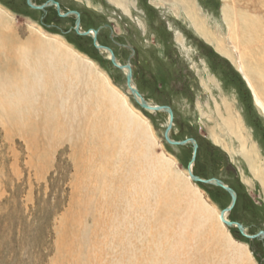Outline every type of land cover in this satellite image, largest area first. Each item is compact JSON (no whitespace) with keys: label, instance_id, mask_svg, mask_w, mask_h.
<instances>
[{"label":"rangeland","instance_id":"374dc122","mask_svg":"<svg viewBox=\"0 0 264 264\" xmlns=\"http://www.w3.org/2000/svg\"><path fill=\"white\" fill-rule=\"evenodd\" d=\"M33 1L38 6L58 2L64 14L78 12L81 27L98 31L97 41L123 66H131L144 100L172 111L171 141L193 140L198 151L192 163V144L167 142L168 113L138 104L125 72L95 48L91 37L75 30V16L62 17L53 6L34 9L28 0H0L6 17L0 22V66L11 57L18 64L0 71L9 80L3 81V113L0 107V264H242L234 257L237 248L250 252L251 264H264V240H251L217 220L231 205V195L189 177L192 167L194 176L229 186L237 195L230 221L250 236L264 232V189L244 157L249 152L264 171V96L258 103L236 67L198 37L179 0H123L131 17L109 0ZM191 1L217 38L228 36L226 9L235 20L243 12L264 25V0ZM8 37L18 45L12 50L5 44ZM38 42L60 45L72 59H59L49 47L41 56ZM247 51L246 59L255 65L261 51L253 59ZM52 69L63 79L56 82L53 102L41 87ZM96 80L104 82L140 129L109 115V125L124 130L115 141L117 148L106 158L94 149L82 158L89 121L95 113L113 110L106 99V107H96ZM133 167L138 186L149 183L153 194L148 201L132 194L128 170ZM146 173L149 179L159 178L147 183ZM158 192L171 194L177 202L175 223L167 229L157 216ZM197 202L213 218L207 211L198 212ZM145 203L152 207L147 212L141 207ZM180 233L189 236L185 248L173 263L166 262L165 252Z\"/></svg>","mask_w":264,"mask_h":264},{"label":"bare ground","instance_id":"6f19581e","mask_svg":"<svg viewBox=\"0 0 264 264\" xmlns=\"http://www.w3.org/2000/svg\"><path fill=\"white\" fill-rule=\"evenodd\" d=\"M110 2H113L115 4H117L121 11L124 13V15L126 16H130L132 15L131 12V8L123 2V0H109ZM177 1V0H175ZM182 3L183 9L185 11V13L188 15L189 20L191 21V24L193 26V29L195 31V33L198 35L199 38H201L206 44L208 45H213L215 51L221 55L222 57L228 59L237 69V71H239L243 78L247 81V83L249 84V86L251 87V89L253 90L255 96H256V100L259 103V98L260 96H264V25L262 24V22L257 19V18H252L250 16H248L246 13L243 12H237L236 15V20L234 19V16L232 15V10L231 9H226L223 12L224 15V20L226 22V24H228V36L226 38H217V36H214L209 29L206 27L204 20L199 16V13L197 12V9L195 7V4L193 3V1L191 0H179ZM32 3V2H31ZM33 6H38L35 2L32 3ZM133 7V6H132ZM62 14L63 11H61ZM6 20V17L4 18ZM2 17V14L0 12V22L5 23V20ZM8 24V22H7ZM2 26V25H1ZM0 26V27H1ZM10 27V26H8ZM4 29V27L2 28ZM8 29V28H6ZM1 31V30H0ZM80 33H85V32H90V37L92 38L95 35V31L96 30H89V31H85L83 29V27L80 26L79 29ZM2 32V31H1ZM4 33V30H3ZM1 34V33H0ZM10 34V33H9ZM261 34V37H260ZM2 35V34H1ZM11 35V34H10ZM9 35V37H11ZM5 36V35H3ZM2 36V37H3ZM8 36V35H7ZM14 36V35H13ZM5 39V44L6 46H8L9 49H13L16 45V43L14 42V40L12 38ZM15 37V36H14ZM1 38V37H0ZM3 39H0V41L3 44ZM17 40V39H16ZM181 41V40H180ZM17 42V41H16ZM182 42V41H181ZM19 43V42H18ZM34 43V42H33ZM1 45V43H0ZM33 45V44H32ZM98 45L100 47H103L99 42ZM18 46V45H16ZM35 46V45H34ZM46 47L49 48H53L55 50V52L57 53L59 59H72L71 56L69 55V53L67 51H65L60 45H54V44H50V46H48V44H44L42 42H38L36 43V52L38 54H41V56L44 54L46 50ZM22 48V47H21ZM104 49L102 50L103 52H105L108 57L111 56V52L110 50H108L107 48L103 47ZM2 49V48H1ZM6 49V48H5ZM35 49V47H34ZM230 49V50H229ZM246 50L250 51V58L253 59L254 56H252V54H256L257 51H261V53H259V60L256 62V64H252L250 61H248L246 59V54L248 55V53H245ZM14 51V50H13ZM247 51V52H248ZM256 51V53H255ZM12 52V51H11ZM20 52V51H19ZM18 52V53H19ZM27 52V51H26ZM25 52V53H26ZM14 53V52H13ZM6 54V53H5ZM21 54V53H20ZM24 55V53H23ZM3 56V55H2ZM20 56V55H19ZM248 56V57H249ZM11 57V56H10ZM14 57V56H13ZM24 57H26L24 55ZM40 57V56H39ZM21 58V57H20ZM27 58V57H26ZM2 59V57L0 58ZM15 59V57H14ZM19 59V58H17ZM24 59V58H23ZM32 59V58H31ZM256 59V58H255ZM254 59V60H255ZM258 59V58H257ZM54 60V59H53ZM6 63L4 62V64H2V67L0 66V71L4 72V70H12L13 68H16L15 65L16 60H13V58H8L6 59ZM117 63L119 65H121L123 67V71L125 72V74L127 75L130 71L128 69V66H123L118 60H116ZM18 63V62H17ZM83 66V65H82ZM42 70L45 68H41ZM86 69V68H85ZM87 71L89 70L90 73H92V68H87ZM46 71V70H44ZM15 72V71H14ZM64 73V72H63ZM10 74V73H8ZM41 75V74H40ZM47 79L45 77V83H43L41 85V87L47 92L48 98L51 100V102L54 101L56 95H57V91L55 90L56 88V82H60L63 81L62 78H60L59 74H55L53 72V69L51 71L47 72ZM3 74L0 75V79L2 80V84L0 81V86L3 87L2 91L5 89L4 83L3 81L5 80L4 78H6V81L8 80V75L7 77H3ZM41 77V76H40ZM65 77V76H64ZM42 78V77H41ZM60 78V80L58 79ZM18 79V78H17ZM67 79V78H66ZM20 80V79H19ZM9 81V80H8ZM16 81V80H15ZM97 81V80H96ZM106 82V81H105ZM9 83V82H8ZM14 83V84H13ZM13 85H15V82L13 81ZM18 83V81H17ZM23 83V82H22ZM61 84V83H60ZM21 85V84H20ZM44 85V86H43ZM22 86V85H21ZM96 86L99 88V90L97 91L98 94V98L96 96V99H94L93 101L95 102V104L97 105L96 107L102 109L103 106L106 107V104L103 105V101L105 102L104 99L108 100L111 103V109L113 110H109L110 113H101L94 115V117L89 121L88 125H87V129H86V139H85V145L83 147V153H82V158L85 157L86 153L91 151V150H96L97 154L100 157H107L109 156V152L117 146L116 145V139L117 137H121L122 136V132H124V130H121V125L120 126H111L108 123V119L107 117L109 115H112L113 117H116L117 119H125L127 120V123H129V125H136L137 128L140 129V125L135 122L134 120H132L129 117V114L125 111V109L123 110L122 107V103H120L118 101V98L113 95V93L109 92V90L107 89V87L105 86L104 82L102 80H98L96 83ZM133 88L137 89L138 91V87L135 86L134 82L132 84ZM110 88V87H109ZM14 89H16V87H14ZM40 90V89H39ZM62 91V90H61ZM64 91V90H63ZM0 92V93H1ZM40 92V91H39ZM46 94V93H45ZM65 94V93H64ZM20 96H22L20 94ZM5 93H1L0 94V107H1V112L3 113L5 111V105H6V99H5ZM142 97V96H141ZM21 99V98H20ZM142 99H144L142 97ZM137 100V99H136ZM19 101V99H18ZM21 101V100H20ZM137 101H141L140 98ZM22 102V101H21ZM87 103V102H86ZM52 104V103H51ZM147 104L155 107L153 104H150L149 102H147ZM86 109V108H85ZM108 110V108H106ZM16 112V111H15ZM97 112V111H96ZM106 112V111H105ZM114 112V113H113ZM153 112V111H152ZM73 114V113H72ZM169 115V114H168ZM173 117V116H172ZM170 118V116H169ZM123 121V120H122ZM84 122V121H83ZM126 122V121H125ZM228 122V121H227ZM116 123V122H115ZM172 123L171 119H169L168 122V126L171 125L172 127ZM119 124V123H118ZM122 124V123H121ZM125 124V123H124ZM116 125V124H115ZM228 125L231 126V121L228 122ZM123 126V124H122ZM124 127V126H123ZM128 127V126H127ZM130 128V127H129ZM123 129V128H122ZM143 129V128H142ZM135 131V130H134ZM140 131V130H139ZM145 129L143 130L144 135H145ZM140 133V132H139ZM138 133V134H139ZM235 133V132H234ZM141 134V133H140ZM139 134V135H140ZM148 134V133H146ZM236 134V133H235ZM136 135V134H135ZM237 135V134H236ZM134 136V135H133ZM142 136V135H141ZM147 136V135H146ZM170 136V134H169ZM145 137V136H144ZM239 139L241 141H243L242 137L239 135L238 136ZM121 139V138H119ZM127 140V139H126ZM138 140V139H137ZM150 140V139H149ZM217 140V139H216ZM116 141V142H115ZM140 141V140H139ZM148 142V141H147ZM173 142V140H172ZM218 142V140H217ZM123 143V142H122ZM146 143V142H145ZM138 144V143H137ZM127 146V145H126ZM138 146V145H137ZM142 147V146H141ZM243 148V147H242ZM153 149V148H152ZM256 151V150H255ZM253 152V151H252ZM143 153V152H142ZM244 153V152H243ZM149 154V153H148ZM147 154V155H148ZM154 154V153H153ZM159 156V155H158ZM137 156H134V158H136ZM157 157V156H156ZM244 157L247 160L249 169L251 171V173L261 182L263 189H264V171L259 170V168L256 166V162L253 160V157H251L250 153H244ZM81 158V159H82ZM108 159V158H107ZM110 159V158H109ZM115 159V158H114ZM148 160V159H147ZM257 160V159H256ZM87 162V161H86ZM153 163V162H152ZM193 165V164H192ZM136 166V165H135ZM153 167V166H152ZM134 168L130 170H128V175H129V179L130 181L134 184V186L132 187L134 190V193L132 192L134 198L137 196H143V198L148 199L150 198V195L153 194L150 190L149 187V181L152 179H149L148 176L150 174L146 173V177L145 179L143 178L144 181H147L148 185H146V183L144 185H140L138 186L137 184V173L136 171H134ZM150 169V168H149ZM192 169V167H191ZM139 171V170H138ZM153 171V170H152ZM151 171V173H152ZM155 172V171H154ZM193 172V171H192ZM143 175V173H142ZM156 175V174H155ZM155 175H153L155 177ZM158 175V173H157ZM159 176V175H158ZM164 177V176H163ZM189 177L191 178V174L189 172ZM159 178V177H156ZM153 178V179H156ZM100 179V178H99ZM152 179V180H153ZM161 179V178H160ZM192 179V178H191ZM159 180V179H158ZM164 179H162L163 181ZM213 180V179H212ZM156 181V180H155ZM160 181V180H159ZM180 181V180H179ZM172 184H176L174 183V181H172ZM181 182V181H180ZM179 182V183H180ZM125 183V181H124ZM152 183V182H151ZM157 183V181H156ZM171 183V182H170ZM178 183V181H177ZM138 186V187H137ZM153 186V185H152ZM158 187V186H157ZM176 188V186H174ZM188 187V186H187ZM160 188V186H159ZM169 188V187H168ZM179 188V186H178ZM186 188V187H185ZM190 188V187H189ZM165 189V188H164ZM169 189H167L168 191ZM176 190V189H175ZM184 191V190H183ZM169 192V191H168ZM189 192V191H188ZM159 193V192H158ZM131 194V196H132ZM157 195V200H159V206H158V213L157 216L160 219V226L163 229H167V227H169L171 225V223H175V199L171 194H165L164 192H160ZM142 199V198H141ZM178 200V199H177ZM193 200V199H192ZM193 203V201H191ZM196 203V202H195ZM199 204V202H197ZM197 205V204H196ZM144 206V207H143ZM139 207V205H138ZM141 207L146 209V212L151 209V205L148 203H145L143 205H141ZM230 207V206H229ZM192 208V207H191ZM198 212L202 211L201 213L203 214V211H207L209 213V216L213 218V213L210 212L209 209L205 208V205L199 204L197 206ZM152 211V210H150ZM197 212V211H196ZM194 212L195 215L197 214V216H199L198 213ZM194 215V216H195ZM201 215V214H200ZM207 215V214H205ZM205 215H202L203 217ZM217 220L219 222V224L224 227L223 224H225V221L231 222L229 219V213H225L224 217L222 216L221 213L217 214ZM185 219V218H184ZM186 220V219H185ZM184 220V221H185ZM203 220V219H202ZM207 221V220H206ZM222 221V222H221ZM181 223V222H180ZM199 223V222H198ZM223 223V224H222ZM234 225L238 224V223H234L232 222ZM189 225V223H188ZM201 226V224H199ZM176 226V225H175ZM181 226V225H180ZM182 226L185 228L186 226V222L182 223ZM218 226V225H217ZM182 227V228H183ZM199 227V226H198ZM234 227V226H233ZM187 228V227H186ZM190 228V227H189ZM195 229V228H194ZM244 232L247 234V230L245 228ZM184 230V229H183ZM189 232V229L188 231ZM194 233V232H193ZM167 234V231H166ZM183 234V233H182ZM181 233L179 234V237L176 240V243H174V245H172V247L167 250L165 252V261L166 262H172L175 259V256L178 257V252L179 250H181L187 240L189 239V236H185V238L183 237ZM186 234V233H185ZM188 234V233H187ZM186 234V235H187ZM195 234V233H194ZM165 235V234H164ZM144 236V235H143ZM168 237V236H167ZM192 237V234H191ZM171 238V237H170ZM202 238V237H201ZM175 239V238H174ZM193 239V238H192ZM200 239V238H199ZM126 240V239H125ZM171 240V239H170ZM163 248V247H162ZM185 248V247H184ZM232 248V247H231ZM159 249V248H158ZM234 249V248H232ZM157 251V250H156ZM159 251V250H158ZM235 252V260L241 262L242 264H251V260L249 259V256H251L250 252L246 253L245 251H243L242 249H234ZM180 256V255H179ZM158 258V257H157ZM248 260V263H247ZM141 262V261H140ZM177 262V261H175ZM174 262V263H175ZM230 262V261H229ZM160 263V262H159ZM173 263V262H172ZM181 263V262H179ZM144 264V263H143ZM157 264V263H154ZM163 264V263H162ZM177 264V263H176ZM253 264V263H252Z\"/></svg>","mask_w":264,"mask_h":264},{"label":"water","instance_id":"95a60500","mask_svg":"<svg viewBox=\"0 0 264 264\" xmlns=\"http://www.w3.org/2000/svg\"><path fill=\"white\" fill-rule=\"evenodd\" d=\"M28 3L29 5L34 8V9H39V10H44L45 8L49 7V6H53V7H56L58 13L60 14V16L62 17H69V16H75L76 19H77V22H76V27H75V30L78 32L79 35L81 36H86V37H90V32H85V33H80L79 29H80V26H81V23H80V14L78 12H69L67 14H62L61 13V8H60V4L58 2H55V1H49L47 2L46 4L42 5V6H33L32 3H31V0H28ZM98 31H95V35L92 37V41H93V44L95 46V48L99 51H102L104 48L103 47H100L98 45V41H97V36H98ZM111 52V56L109 57L110 61L112 62V64L120 69V70H123V67L121 65H119L116 61V57L115 55L113 54L112 51ZM128 69H129V73L126 75V83H127V87L128 89L130 90L132 96L134 99H139L141 101H138V104L145 110H148V111H153V112H166L169 114L170 116V119H171V122H173V113L172 111L168 108V107H160V106H151L149 104H147V102L142 99L140 93L137 91V89L133 88L132 84H133V78H132V70H131V66L128 65ZM170 131H171V125L167 128L166 132H165V138L167 140V142L171 145H187V144H192L193 145V160H192V163L195 162V158H196V154H197V151H198V146L196 144L195 141L193 140H186L184 142H172L171 139H170ZM190 174H191V178L192 180L196 181V182H201V183H205V184H210V185H214V186H218L222 189H224L226 192H228L231 197H232V203L230 205V207L226 208L223 213H222V216L224 217V214L225 213H230L233 208L235 207V204H236V201H237V195L236 193L234 192L233 189H231L229 186L225 185L222 181L220 180H216V179H213V180H204V179H201L199 177H196L194 176L193 172H192V169L190 168ZM226 226L228 227H237L240 232L247 238L251 239V240H254V239H262L264 240V232H261L260 234L258 235H255V236H250V235H247L245 232H244V229H243V226L241 224H236L234 225L232 222H228V221H225L224 222Z\"/></svg>","mask_w":264,"mask_h":264},{"label":"flooded vegetation","instance_id":"af4514ba","mask_svg":"<svg viewBox=\"0 0 264 264\" xmlns=\"http://www.w3.org/2000/svg\"><path fill=\"white\" fill-rule=\"evenodd\" d=\"M31 2L33 3L34 1H33V0H31Z\"/></svg>","mask_w":264,"mask_h":264}]
</instances>
